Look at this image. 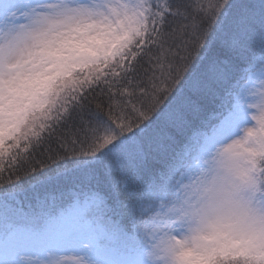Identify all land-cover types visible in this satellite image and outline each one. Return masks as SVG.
Here are the masks:
<instances>
[{
	"label": "snow or ice",
	"instance_id": "1",
	"mask_svg": "<svg viewBox=\"0 0 264 264\" xmlns=\"http://www.w3.org/2000/svg\"><path fill=\"white\" fill-rule=\"evenodd\" d=\"M0 264H264V0H0Z\"/></svg>",
	"mask_w": 264,
	"mask_h": 264
}]
</instances>
